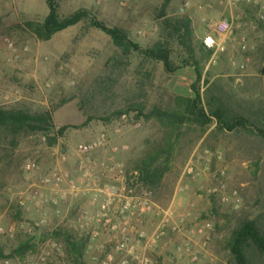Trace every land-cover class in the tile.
Segmentation results:
<instances>
[{
    "label": "rangeland",
    "instance_id": "374dc122",
    "mask_svg": "<svg viewBox=\"0 0 264 264\" xmlns=\"http://www.w3.org/2000/svg\"><path fill=\"white\" fill-rule=\"evenodd\" d=\"M163 1L61 0L58 11L64 17L86 9L106 25L123 29L144 49L157 42L165 44L173 66L179 67L172 73L143 54L122 53L109 36L85 20L40 41L22 25L46 16L45 0H0V106L47 110L55 131L65 127L54 146H48L39 133L20 136L14 150L7 140L0 142V227L12 229V236L0 234L4 254L0 264H74L53 233L63 228L86 236L85 230L78 228V219L88 209L87 200L26 210L18 197L54 170L67 171L78 179L77 146L99 132H105L119 150L113 154L109 148L97 150L93 160L113 156L127 175L131 173L134 161L163 135L154 120L136 119V111L125 112L131 106L141 104L146 111L154 105L171 107L176 97H192L195 84L205 111L211 97L221 96L249 120L264 122V25L252 28V13L245 5L228 8L217 0H170L167 16L190 20L191 43L202 69L196 82L192 67L183 65L187 56L178 36L162 30L157 14ZM220 18L230 19L233 31L225 37L215 35L223 50L215 54L213 62V52L204 56L200 43ZM119 110L125 114L116 117ZM215 125L213 120L204 129L185 126L162 188L154 194L141 188L154 205L146 216L130 221L135 229L151 232L162 211L171 207L173 212L155 248L145 249L141 242L132 244L146 264H192L187 254L176 255L177 247L186 241L200 252L205 264H234L226 243L236 220L242 215L255 218L264 211V142L248 130L217 131ZM122 146L126 148L120 149ZM193 154L197 175L194 179L183 177L185 188L176 194V185ZM30 161L38 168L27 172L24 167ZM173 224L180 226V232L171 230ZM196 224L204 226L202 233L191 232ZM91 230L97 236L91 240L86 236L79 264H102L112 253L106 235L94 224ZM25 241L33 247L24 255L14 253ZM112 255L116 262L126 257L124 253Z\"/></svg>",
    "mask_w": 264,
    "mask_h": 264
},
{
    "label": "trees",
    "instance_id": "16d2710c",
    "mask_svg": "<svg viewBox=\"0 0 264 264\" xmlns=\"http://www.w3.org/2000/svg\"><path fill=\"white\" fill-rule=\"evenodd\" d=\"M60 1L45 0L46 16L41 21H24L23 28L31 32L38 40L48 41L57 32L85 20L91 27L109 36L112 45L122 53L138 52L143 54L151 60L161 62L167 73H172L179 68L173 66L165 44L157 42L154 46L144 49L133 42L123 29L106 25L86 9H77L67 16L61 17L58 11ZM169 2L170 0H164L157 14L161 18L162 30L169 36H178L187 56L183 65L192 67L196 82H198L201 79L202 69L191 43L190 20L182 16H167ZM245 6L253 14V9L248 5ZM200 46L204 56L208 57L211 51L205 49L202 43ZM262 72H264V66ZM191 91L193 92L192 97H176L171 107L162 108L154 105L146 111L144 105L136 104L125 111H136V119L154 120L163 131L161 140L150 146L132 165L131 170L137 174L139 188L153 194L162 188L164 177L170 169L175 144L185 134V126L192 125L204 129L215 120L217 131L231 132L245 129L257 135L264 142V122L249 120L250 118L240 112L239 108L221 96L211 97L208 111H205L201 104V95L195 84L191 86ZM123 114L125 113L122 110L115 113L116 117ZM64 128L54 130L51 114L47 110L31 111L24 106H0V142L3 139L7 140L13 150L17 147L20 136L32 133L41 134L48 146H54ZM53 236L60 240L71 262L81 263L87 245L86 236H78L63 228L54 231ZM226 246L234 264H261V258L264 256V211L255 218H248L246 215L240 216L235 222ZM32 247L33 244L30 241H25L20 243L13 252L24 255ZM3 255V251L0 249V257Z\"/></svg>",
    "mask_w": 264,
    "mask_h": 264
},
{
    "label": "built area",
    "instance_id": "2783aa9c",
    "mask_svg": "<svg viewBox=\"0 0 264 264\" xmlns=\"http://www.w3.org/2000/svg\"><path fill=\"white\" fill-rule=\"evenodd\" d=\"M217 2L228 8L248 5L254 11L251 18L252 28L257 29L259 25H264V0H217ZM212 30V33L204 34L201 43L205 49L213 52L211 61L214 62L215 54L223 50L221 41L215 35L225 37L232 34L233 23L228 18H220L214 22ZM9 47L13 50L11 43H9ZM107 148L112 154L119 150V147L110 143V138L105 132H99L90 141L78 144V179L72 178L67 171H51L44 175L38 184L30 185L25 194L21 193L18 203L26 210L30 208L38 210L43 206L59 207L68 200L84 198L87 200L88 209L80 214L78 228L85 230L86 236L91 240L97 236V232L91 230L94 224L112 244V253L105 256L102 264H130L132 261L146 264V259L135 253L132 244L141 242L145 249L155 248L157 240L163 234V228L172 219V209L168 207L162 211L158 225L151 232H147L143 228L135 229L130 221L146 216L152 211L154 204L148 194L138 187L136 172L127 175L122 164L116 161L113 156L100 162L93 160V152ZM125 148L126 146H122L120 149ZM196 162L193 154L186 163L176 185V194L185 188L182 185L183 177L193 179L196 177L194 169ZM37 168L38 165L35 161L26 163L24 167L27 172ZM101 180L105 182L101 183ZM41 190L48 192L45 194ZM203 228L204 226L198 227L196 224L191 232L193 234L195 232L202 233ZM171 230L180 232V226L173 224ZM4 233L12 236V229L5 231L0 227V234ZM123 253L126 254V257L117 262L113 259L112 254ZM183 253L187 254L192 264H205L200 260V252L193 249L189 241L177 247V257L182 256Z\"/></svg>",
    "mask_w": 264,
    "mask_h": 264
}]
</instances>
